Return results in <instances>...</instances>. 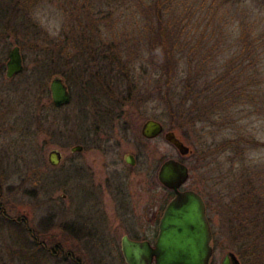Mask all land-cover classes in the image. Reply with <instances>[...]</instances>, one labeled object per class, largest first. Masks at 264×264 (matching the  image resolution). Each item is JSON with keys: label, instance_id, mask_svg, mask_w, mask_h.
Wrapping results in <instances>:
<instances>
[{"label": "rangeland", "instance_id": "374dc122", "mask_svg": "<svg viewBox=\"0 0 264 264\" xmlns=\"http://www.w3.org/2000/svg\"><path fill=\"white\" fill-rule=\"evenodd\" d=\"M196 9L202 18L219 11L215 19L226 23L228 17L220 14L232 16L230 26L219 25H225L229 33L213 34L211 28L205 34L211 38L209 46L215 44L211 49L216 57L208 64L217 67L234 58L233 54L248 50L242 44L254 41L256 56H250L244 65L257 73L249 80L255 92L261 91L255 97L260 100V94L264 96V0H0L1 249H11L12 242L2 212L41 232L46 247L52 249L61 244L64 226L102 210L106 217H92L90 222L99 218L95 223L101 225L100 218L108 219L107 230L120 241L122 234L131 232L129 225H149L151 217L145 221L144 211L156 212L171 198L158 172L164 161L175 158L189 167L185 186L198 191L207 202L214 246L211 264H221L229 251L242 264H264V236L256 239L253 235L264 222H250L255 219L253 212L264 211V108L262 114L244 118L240 111L248 107L238 102L228 109L232 117H220L219 110L214 115L208 111L201 120L171 129L176 117L160 99L156 60L162 58V67L168 62H163L164 55L158 58L156 41L152 43L159 36L158 18L162 24L174 26L177 18L189 17ZM246 23L255 24L256 31L244 33L242 24ZM143 36L151 40L145 49L136 47ZM15 46L20 47L24 70L9 78L7 62ZM125 66L133 67L141 78L140 85L145 88L139 98L146 99L142 104L117 107L102 121L96 115L106 108L100 105L102 80L96 71L100 69L101 77L109 75V83L119 92L128 85L117 80V70ZM187 67V62L178 66L177 93L186 92L182 81L192 76L182 70ZM57 75L65 79L71 93V102L62 107L55 106L50 90ZM189 106L190 102L184 101L183 107ZM148 119L161 121L166 131L174 130L191 152L182 157L164 133L144 137L142 126ZM228 121L233 123L229 126ZM81 123L91 129L89 134L84 132L87 143L82 141ZM76 145H82L83 150L73 152ZM53 149L63 156L57 166L49 162ZM129 155L134 157V165L127 162ZM248 170L250 184L244 182ZM251 191L252 197L256 193L260 199L250 202L247 194ZM76 247L70 242L63 246L83 264H98L99 256L106 257L108 264H125L120 248ZM251 249L255 255L249 254ZM64 258L60 253L54 264H73Z\"/></svg>", "mask_w": 264, "mask_h": 264}, {"label": "trees", "instance_id": "16d2710c", "mask_svg": "<svg viewBox=\"0 0 264 264\" xmlns=\"http://www.w3.org/2000/svg\"><path fill=\"white\" fill-rule=\"evenodd\" d=\"M218 6H220L222 9V5ZM217 12L219 11L214 10L212 13H206V16L202 18L201 11L196 9L191 15H189V17L177 18V23L174 26L164 25L162 24V18H158L159 36L156 37V40L152 39V43H155L156 41L157 48H155V52L158 54V58H160L159 56L162 55L166 57L163 58V62H168V66L162 67V58L161 60L157 59L155 74L159 76L160 79L159 92L161 95V102L163 101L167 106L168 113L170 115L173 114L176 117L177 123L173 122L171 129H175L176 126L184 128L187 124H191L195 120H201V117L204 114L206 116L208 111L214 115L213 113H217L216 111L219 110L218 113H220V117H223V115L231 116V110L228 109L232 108V105L238 102H242L240 104L241 106L248 107L240 111L241 113H245L244 118H247L253 114H262L264 108V96L260 94V100H256V93L261 91L255 92L253 89L254 85L252 80H249L250 78L254 79L257 73L250 72L251 69L244 65V63L246 64V61L250 62V56H256L254 41H251L252 45H241L243 49L245 46L250 48V50L249 48L245 51L242 50V54H240L241 56H246L241 57L239 54H233L234 58L228 59L217 67L215 65L208 64L210 63L208 62L209 59L216 57L213 55V51L215 49H211L215 47V44L210 47L209 41L211 38L205 34L209 33L211 28H213V32L211 31L213 34H216L217 32L222 35L224 34L223 32H230L225 25V27L219 25L225 23L226 25L230 26L229 22L232 18L231 14H228L227 16L223 15L225 12L220 14L222 17H228L225 19L228 20L226 23L224 20H222L223 22L221 20L219 21V17L217 20L215 19L217 18ZM240 19L242 20V18ZM236 27H238V25ZM243 29L244 33L251 34L256 31V26L253 23H246V25L242 24V31ZM147 43H151V40L143 36V38L137 42L136 47L137 45H140V48L143 47L145 49ZM109 57H112V55ZM185 59L187 60L185 61ZM184 62H187L188 67L187 69L183 68L182 70L187 71L186 74L190 72L192 76L186 77L183 81L181 80L182 84H185L184 87H186V92L183 91L182 94L181 91H179L180 93H177L175 89H178L176 74L179 75L180 65ZM143 71L146 73L148 72L147 70ZM96 72L97 78L102 80V86H100L101 88L99 89V92L102 95V98L100 97V105L106 108L104 113L96 115V117H99L98 119H102V121H105L106 118L109 119L110 116L114 114L117 107L127 105L128 103L137 105L138 103H144L146 98L141 100L139 97L145 86L143 87L140 85L141 78H138L135 75V70L133 67L128 68L125 66L123 70H117L120 75L117 78L118 83L123 81L124 84L126 83L125 81L128 83V85L125 84V89L121 91L119 90V92L115 87L112 86V84L109 83V75H104L102 77L99 76L98 74L100 73V69H98ZM213 73L219 74L218 78L212 77ZM248 73H250V77L247 76ZM262 74L263 73H261V75ZM246 80H248V82H245ZM187 83L188 86H186ZM181 94L183 95L182 97ZM184 101L190 102L189 108L183 107ZM234 107H239V105H234ZM186 118H192V120L188 121ZM108 119H106V121ZM232 123L233 121H228L226 124L230 126ZM87 128L88 126H85L84 123H81L80 129H82V141L84 143L87 141V135L84 136V132L86 131L87 134H89L91 131L90 127L88 129ZM248 168L249 165H247V169ZM246 172L248 175L246 179H244V182L249 184L253 183V181L249 180L250 171L248 170ZM252 190L254 191V188H252ZM247 195L250 202L254 199H260L256 193L252 197V191ZM166 202L167 199L165 203ZM163 205L162 208L165 206ZM253 205L257 204L254 203ZM248 208L250 209L251 207L248 206ZM2 217V220L8 224L7 228L9 230L10 236L12 237V242H10V246L8 247L11 249H1L2 247L0 246V264H54V258H56L59 254H56L54 251L52 252V249H48L46 247L47 239H42L40 237L41 232H36L32 228H29L26 222L12 219L6 216L3 212ZM252 217L255 219L253 221L250 220L251 223H256L255 220L264 222V211L262 214L260 211L253 212ZM1 227L2 226H0V230ZM42 232L45 233V230H42ZM253 235L256 239L264 236V224L262 228H260L259 233L256 235L253 233ZM262 247L264 248V245ZM57 250L59 251L60 249L57 248ZM248 252L251 255H255L254 249L248 250ZM261 257L264 259V250L261 253Z\"/></svg>", "mask_w": 264, "mask_h": 264}, {"label": "water", "instance_id": "95a60500", "mask_svg": "<svg viewBox=\"0 0 264 264\" xmlns=\"http://www.w3.org/2000/svg\"><path fill=\"white\" fill-rule=\"evenodd\" d=\"M24 70L19 46L13 47L7 62L6 75L12 78ZM53 103L59 107L71 102V93L64 78L54 76L50 83ZM164 133L165 139L174 145L182 155L190 152L184 141L174 130H167L165 125L156 119H148L142 126L146 138H156ZM73 152L83 150L76 145ZM62 152L53 149L49 153V162L57 166L62 161ZM127 162L135 164L134 157L129 155ZM189 168L181 161L170 158L161 165L158 178L168 189L176 192L165 207L160 222L159 235L155 246L148 241H133L125 238L123 254L128 264H211L214 255L213 231L207 217L204 198L194 190L181 191L180 187L189 179ZM221 264H242L238 256L229 251Z\"/></svg>", "mask_w": 264, "mask_h": 264}, {"label": "flooded vegetation", "instance_id": "af4514ba", "mask_svg": "<svg viewBox=\"0 0 264 264\" xmlns=\"http://www.w3.org/2000/svg\"><path fill=\"white\" fill-rule=\"evenodd\" d=\"M6 71H7V68H6ZM190 152H191V150H190ZM181 156L184 157L185 155L181 154ZM179 161H181V160H179ZM181 162L184 163L183 161H181ZM186 183H187V181L180 187L181 191L194 190L191 188H187L185 186ZM194 191H196V190H194ZM196 192H198V191H196ZM175 194H176V192L174 190H171V198L166 202V205L175 196ZM204 201L206 204L207 217H208L210 224H211V220H210V217H209V214L207 211L208 210L207 202L205 199H204ZM166 205L164 206V208H162V204H161V207L158 210H156V212H153L151 214H147V211H144V214H142V216L144 217V220L147 217H151L150 221H149V225H144V224L138 225L136 222L135 223L137 225H135L134 223L129 225L131 232L122 234L120 241L115 237V234H113V232H111V230L110 231L107 230L108 229V226H107L108 225L107 224L108 219L103 220L102 218H100L101 222L103 223L101 225H98L95 223L96 221L99 220V218H97V219L95 218V220L90 222L92 217H97V216L98 217H100V216L106 217V215L104 214V211L95 210V212L97 214H99V213H101V214H99V215L89 214L88 215L89 219H84V220L77 216L79 219H77L75 222L68 223L66 226H64L62 228V235L61 236H62L63 240H66V241L62 240L61 244L56 243L51 251L52 252L54 251L56 254H60V252H61L63 254V256L66 258V259L65 258L64 259L73 261V264H83L82 261L80 260V258L74 256V252H72V251L65 252L63 246L66 243L70 242L71 244H74L75 246H77L76 248H81V249L82 248H85V249H92V248L93 249L94 248L109 249V248H113V249L118 250V248H120V254H121V257L123 259V262H125V264H128L125 257H124L123 250H122L124 239L128 238L130 240L140 241V242L148 241L152 246H155L158 235H159L161 218L163 216ZM118 212H122V211L118 210ZM141 222L142 221L140 220V223ZM140 226H143V227H141L142 230H140L138 228ZM110 228H112V227H110ZM57 248L60 250L58 251ZM97 260L99 261L98 264H108V260L104 256H99L97 258ZM152 264H156V258L155 257L153 258Z\"/></svg>", "mask_w": 264, "mask_h": 264}]
</instances>
